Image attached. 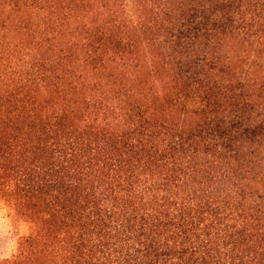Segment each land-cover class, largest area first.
I'll list each match as a JSON object with an SVG mask.
<instances>
[{
  "label": "trees",
  "instance_id": "trees-1",
  "mask_svg": "<svg viewBox=\"0 0 264 264\" xmlns=\"http://www.w3.org/2000/svg\"><path fill=\"white\" fill-rule=\"evenodd\" d=\"M0 264H264V0H0Z\"/></svg>",
  "mask_w": 264,
  "mask_h": 264
},
{
  "label": "rangeland",
  "instance_id": "rangeland-1",
  "mask_svg": "<svg viewBox=\"0 0 264 264\" xmlns=\"http://www.w3.org/2000/svg\"><path fill=\"white\" fill-rule=\"evenodd\" d=\"M11 224L10 212L0 203V257L10 256L17 245V236Z\"/></svg>",
  "mask_w": 264,
  "mask_h": 264
}]
</instances>
